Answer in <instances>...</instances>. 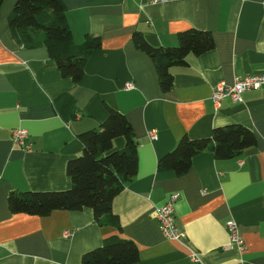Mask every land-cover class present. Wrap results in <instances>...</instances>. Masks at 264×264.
Segmentation results:
<instances>
[{"label":"crops","instance_id":"1","mask_svg":"<svg viewBox=\"0 0 264 264\" xmlns=\"http://www.w3.org/2000/svg\"><path fill=\"white\" fill-rule=\"evenodd\" d=\"M15 2L0 7V264H81L85 252L113 235L136 244L132 264H264V84L239 101L223 98L218 108L210 99L220 81L264 75V0H63L74 42L86 34L101 40L78 82L60 74L45 46L15 41L8 26ZM189 28L210 31L214 46L171 67L173 84L163 91L132 35L174 46ZM108 106L127 117L137 141L136 175L112 200L120 227L98 224L88 207L46 216L11 212V191L70 187L66 166L82 151L78 134L98 127ZM228 124L249 128L255 145L227 159L202 150L181 175L157 167L183 136L208 137ZM15 128L26 129L30 149L13 143ZM124 143L118 137L113 147ZM174 192L183 237L166 239L154 210ZM228 220L238 224L242 251L227 246Z\"/></svg>","mask_w":264,"mask_h":264},{"label":"trees","instance_id":"2","mask_svg":"<svg viewBox=\"0 0 264 264\" xmlns=\"http://www.w3.org/2000/svg\"><path fill=\"white\" fill-rule=\"evenodd\" d=\"M8 26L21 46H45L60 74L74 82L81 80L88 57L101 43L92 34H86L81 44L74 42L63 0H16L8 16ZM132 37L135 46L151 57L163 91L172 87L171 67L184 65L189 54L199 55L214 46L212 33L196 28L177 33L174 46H151L138 31ZM118 137L124 138L125 143L121 149H114ZM78 138L82 151L69 159L66 166L70 187L57 191H11L7 196L11 212L46 216L56 209L74 211L88 207L98 224L120 227L111 206L114 196L137 172V141L132 126L123 113L108 106L107 115L98 127L79 133ZM255 142L253 132L246 126H218L208 137L183 136L171 151L158 159L157 167L181 175L202 150H211L217 159H227ZM138 258V248L132 240L113 235L85 252L81 264H132Z\"/></svg>","mask_w":264,"mask_h":264},{"label":"built area","instance_id":"3","mask_svg":"<svg viewBox=\"0 0 264 264\" xmlns=\"http://www.w3.org/2000/svg\"><path fill=\"white\" fill-rule=\"evenodd\" d=\"M166 0H150L152 3L164 2ZM264 84V75L262 74H246L234 77L232 83L220 81L217 83L210 94V99L215 108L220 106V101L225 97H230L234 102L240 100V95L243 91L249 89H258ZM127 88L132 87V83L126 84ZM151 139L156 138L155 131L149 134ZM12 141L15 145L21 146L24 149H30L28 142V132L23 128H15L12 130ZM177 192L168 195L166 201L155 207L154 217L157 221L158 228L166 239H179L183 237V233L177 228L174 221V204L178 198ZM226 228L229 236V248H236L239 251L245 249V242L240 235L238 224L234 220L226 222ZM65 234L68 235L67 231ZM194 261H198L196 253L191 255ZM237 264V263H235ZM239 264V263H238Z\"/></svg>","mask_w":264,"mask_h":264}]
</instances>
